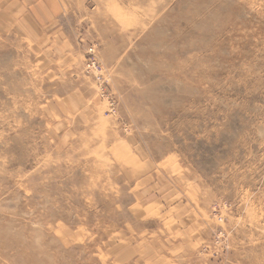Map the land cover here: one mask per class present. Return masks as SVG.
Wrapping results in <instances>:
<instances>
[{"label": "rangeland", "instance_id": "rangeland-1", "mask_svg": "<svg viewBox=\"0 0 264 264\" xmlns=\"http://www.w3.org/2000/svg\"><path fill=\"white\" fill-rule=\"evenodd\" d=\"M0 264H264V0H0Z\"/></svg>", "mask_w": 264, "mask_h": 264}]
</instances>
